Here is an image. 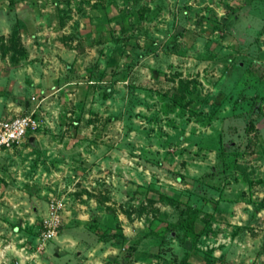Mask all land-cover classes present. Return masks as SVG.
Returning <instances> with one entry per match:
<instances>
[{
    "label": "rangeland",
    "instance_id": "374dc122",
    "mask_svg": "<svg viewBox=\"0 0 264 264\" xmlns=\"http://www.w3.org/2000/svg\"><path fill=\"white\" fill-rule=\"evenodd\" d=\"M31 110L0 264H264V0H0V120Z\"/></svg>",
    "mask_w": 264,
    "mask_h": 264
},
{
    "label": "built area",
    "instance_id": "2783aa9c",
    "mask_svg": "<svg viewBox=\"0 0 264 264\" xmlns=\"http://www.w3.org/2000/svg\"><path fill=\"white\" fill-rule=\"evenodd\" d=\"M37 126L34 110L0 120V152L18 145L33 133ZM62 199H50L47 203L45 215L40 219L37 234L36 249L43 247L44 243L53 238L60 227Z\"/></svg>",
    "mask_w": 264,
    "mask_h": 264
},
{
    "label": "trees",
    "instance_id": "16d2710c",
    "mask_svg": "<svg viewBox=\"0 0 264 264\" xmlns=\"http://www.w3.org/2000/svg\"><path fill=\"white\" fill-rule=\"evenodd\" d=\"M262 206H264V203H262ZM185 211L188 214V217L183 219L179 223L178 227L186 230L187 233H192L194 217H195L198 210L196 207L188 205V206H186V210H184V213H185Z\"/></svg>",
    "mask_w": 264,
    "mask_h": 264
},
{
    "label": "crops",
    "instance_id": "0c3cea01",
    "mask_svg": "<svg viewBox=\"0 0 264 264\" xmlns=\"http://www.w3.org/2000/svg\"><path fill=\"white\" fill-rule=\"evenodd\" d=\"M3 151H5V150H3ZM3 151H1L0 154L3 153ZM1 252H2V251H1V248H0V254H1ZM15 254H16V253H15ZM16 255H17V254H16ZM16 255H15V257H16ZM12 256H13V255H12ZM11 258H12V257H11ZM16 260H17V261H16L17 264H25V263H20L18 259H16ZM27 264H32V263H27Z\"/></svg>",
    "mask_w": 264,
    "mask_h": 264
},
{
    "label": "water",
    "instance_id": "95a60500",
    "mask_svg": "<svg viewBox=\"0 0 264 264\" xmlns=\"http://www.w3.org/2000/svg\"><path fill=\"white\" fill-rule=\"evenodd\" d=\"M32 140H33V136L30 135V136L28 137V141H32Z\"/></svg>",
    "mask_w": 264,
    "mask_h": 264
}]
</instances>
